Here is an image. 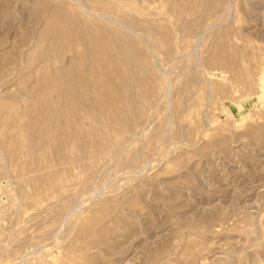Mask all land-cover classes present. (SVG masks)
<instances>
[{"label": "rangeland", "instance_id": "rangeland-1", "mask_svg": "<svg viewBox=\"0 0 264 264\" xmlns=\"http://www.w3.org/2000/svg\"><path fill=\"white\" fill-rule=\"evenodd\" d=\"M0 264H264V0H0Z\"/></svg>", "mask_w": 264, "mask_h": 264}]
</instances>
